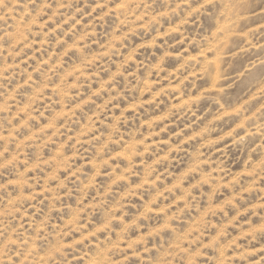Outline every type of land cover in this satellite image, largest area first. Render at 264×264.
Returning a JSON list of instances; mask_svg holds the SVG:
<instances>
[{
    "label": "rangeland",
    "instance_id": "1",
    "mask_svg": "<svg viewBox=\"0 0 264 264\" xmlns=\"http://www.w3.org/2000/svg\"><path fill=\"white\" fill-rule=\"evenodd\" d=\"M0 264H264V0H0Z\"/></svg>",
    "mask_w": 264,
    "mask_h": 264
}]
</instances>
